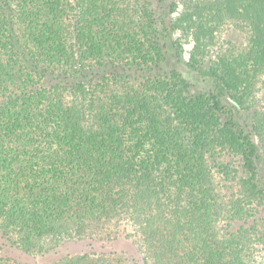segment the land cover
<instances>
[{
	"label": "trees",
	"instance_id": "16d2710c",
	"mask_svg": "<svg viewBox=\"0 0 264 264\" xmlns=\"http://www.w3.org/2000/svg\"><path fill=\"white\" fill-rule=\"evenodd\" d=\"M243 2L252 13L251 24H259L264 35V0ZM125 6L123 19L127 23L120 24L117 14ZM141 12L129 0H0V86L5 76L19 80L22 88V95L13 92L0 103V138L9 142L0 151V199L10 200L15 209L23 202L34 203L46 216L44 220L35 210L29 221L23 218L30 227L29 237L33 232L36 238L45 232L72 236V228L81 231V222L112 219L115 210L125 207L122 219L125 216L142 229L148 248L160 242L155 250L147 251L152 264H158L153 255H161L159 264H228L226 255L243 252L229 237L218 239V248L214 247L217 239L213 244L208 240L218 204L212 192L203 191L207 183L204 155L216 141L240 152L247 173L242 188L264 198L257 143L235 119L234 108L223 103L230 91V96L239 100L234 90L238 92L241 82H230L216 65L199 68L201 62L197 71L211 80L209 93H192L191 81L173 70L147 78L151 85H146L144 92L134 89L128 96L112 95L117 79L111 71L117 70L119 63L100 65L107 75H98V83H92L89 74L85 78L87 56L98 52V60L113 55L121 60L126 48L131 51L122 40L118 42L125 49L105 50L114 38H120L113 35L116 26L127 29L131 40L139 27L142 35L150 33L151 65L161 64L162 55L172 50L164 34L169 26L149 5L139 16ZM173 47L180 48L178 44ZM19 62L22 75L17 77L14 63ZM237 77L243 79L244 75ZM65 94L72 99H65ZM35 110L38 113H33ZM34 133L42 139L35 140ZM37 159L48 160L50 167H40ZM41 171L39 181L37 173ZM69 177L74 181H67ZM157 189L168 202L159 217L161 222H157L155 207L163 205ZM164 225L170 234L162 231ZM163 233L169 238V247L161 240ZM187 233L196 237L187 239ZM166 248L174 259L167 258ZM85 261L91 262L87 257Z\"/></svg>",
	"mask_w": 264,
	"mask_h": 264
},
{
	"label": "rangeland",
	"instance_id": "374dc122",
	"mask_svg": "<svg viewBox=\"0 0 264 264\" xmlns=\"http://www.w3.org/2000/svg\"><path fill=\"white\" fill-rule=\"evenodd\" d=\"M129 1L141 9L142 12L139 16L144 14V7L149 5L154 9L160 21L166 20L165 23L169 27L164 29V34L170 41L172 50L162 55L161 64L151 65L154 53L149 45L153 41L150 33L144 36L140 31L143 28H137L133 34V40H135L133 44V40L128 39L127 29H119V26H116L112 30L113 35H119L120 38H114L109 43L110 47L105 50L114 49L116 51L118 47L125 49L129 46L131 51L126 48L128 52L121 55L123 58L121 60H118L117 56L113 54L112 57L98 60L96 57L99 55L98 52L87 56L90 59L87 63L88 72L85 73L86 77H83L88 78L89 74L91 82L98 83V75L102 78L105 74L100 65L119 63L115 66L118 67L117 70L112 68L111 71L114 79H117L113 84L112 95L128 96L133 94L134 89L144 92L145 86L151 85L150 82H147V78L157 75L164 76L173 70L178 71L184 78L191 81L190 91L192 93H209L213 84L210 79L197 71L198 65L201 62L199 68H209L211 65L222 68L230 82H241L238 92L234 90V93H238L239 100L236 101L230 96L233 93L230 91L223 97V103L226 107L234 108L235 119L257 143L259 154L256 157V162L260 184L264 185V35L259 30V24L256 26L251 24L252 13L246 10L247 8L245 9L246 4L243 0ZM125 8L126 6L122 8L120 14H117L119 17L117 22L120 24L127 23L123 19ZM148 11H150V7L149 10H145V12ZM20 20L24 19L21 17ZM107 34L110 35V32ZM108 38L110 37L108 36ZM119 40L124 42L125 48L119 44ZM177 44L180 47L179 54L177 53L179 50H175L173 47ZM92 48L94 51L97 50L95 46ZM133 48L135 51L132 50ZM196 58L199 61L193 62ZM144 63L149 65H144ZM14 64L17 65L14 76L18 77L22 75L20 70L22 63ZM24 68L27 70L26 67ZM93 68H95L94 72L90 71ZM243 69L244 73L241 72ZM240 74L244 75L243 79L237 77ZM11 78L3 76L4 82L0 86V103L4 97L5 99L11 97L13 92L21 94L22 88L19 86L21 82ZM5 79L9 81L7 84ZM124 87L126 89L122 90ZM65 97L68 100L72 99L70 94H65ZM33 113H38V111L35 110ZM23 118L27 119L24 112ZM225 118V115L221 116L222 121ZM34 134L35 140L42 139L38 134ZM7 145L9 142H3L1 139L0 151L3 152V148ZM17 146L19 147V144ZM204 159L207 183L204 184L203 191L205 193L212 192L210 195L218 204V207H215L207 234H210L209 242L216 239L218 241L221 237H229L234 240L236 248L240 249L243 254L226 255L225 260L228 264L229 261L233 263L232 260L235 258L240 259L238 264H264V198L246 193L242 188V182L247 177L242 154L216 141L215 145L205 152ZM37 161L40 167H50L48 160L37 159ZM72 169L73 166H71ZM43 172L48 173L44 170ZM41 173L42 171L37 173L39 181L43 177ZM67 181H74V178L69 177ZM157 191L163 204L159 207L155 205L160 214L153 209L152 205L146 207H151L150 210L153 209V212L158 214V222L159 217H162L164 206H167L168 202L164 199L165 196L161 189H157ZM152 199L154 201L156 198ZM9 201L0 199V264H87L86 257L90 259V264H152L147 256L149 248L145 244V234L141 231L142 229L136 228L134 224L125 219V216L122 219L124 211L126 212L125 207L122 211L115 210L112 219L103 217L88 220L87 224L81 222V231H77L76 227L72 228V236L69 234L60 237L57 233L45 232L42 237L36 238L34 232L30 237L28 236L30 227L24 220L29 221L30 214L35 210L42 214L44 220L47 219L46 216L39 207L35 208L34 203L23 202L20 207L15 209L16 207H11ZM177 212L179 215L180 212ZM19 213L22 214V217ZM41 214H39V218ZM48 224L51 226V222ZM162 231L166 235L170 234L165 225L162 227ZM164 233L161 240L163 239L162 242L166 247H169L166 242L169 241V238H165ZM195 237L196 234L187 233L186 238L193 239ZM159 243L151 244L149 252L153 248L155 250ZM219 245L218 241L214 247L218 248ZM228 247L231 250L235 248L229 245ZM165 251L167 252V248ZM226 253H230V251ZM167 254V258L174 259V255H171L170 252ZM153 256L155 263L159 264L162 259L161 255Z\"/></svg>",
	"mask_w": 264,
	"mask_h": 264
}]
</instances>
